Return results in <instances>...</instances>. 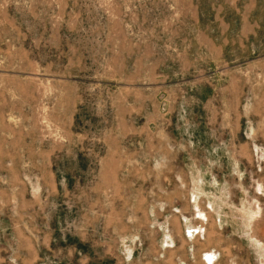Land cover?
<instances>
[{
  "label": "rangeland",
  "instance_id": "1",
  "mask_svg": "<svg viewBox=\"0 0 264 264\" xmlns=\"http://www.w3.org/2000/svg\"><path fill=\"white\" fill-rule=\"evenodd\" d=\"M207 251L264 264V0H0V264Z\"/></svg>",
  "mask_w": 264,
  "mask_h": 264
},
{
  "label": "crops",
  "instance_id": "2",
  "mask_svg": "<svg viewBox=\"0 0 264 264\" xmlns=\"http://www.w3.org/2000/svg\"><path fill=\"white\" fill-rule=\"evenodd\" d=\"M198 212H201L200 210H198ZM192 226H189L188 228H191ZM188 231H189V229H188ZM204 257L203 258H205L206 257V261H207V264H213L214 262H213V257H214V255H213V252H210V251H207V252H204ZM207 255V256H206Z\"/></svg>",
  "mask_w": 264,
  "mask_h": 264
}]
</instances>
